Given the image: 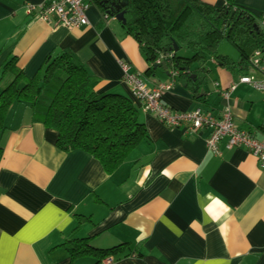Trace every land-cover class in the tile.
Returning <instances> with one entry per match:
<instances>
[{
	"label": "crops",
	"instance_id": "1",
	"mask_svg": "<svg viewBox=\"0 0 264 264\" xmlns=\"http://www.w3.org/2000/svg\"><path fill=\"white\" fill-rule=\"evenodd\" d=\"M40 1L0 0V75L11 55L31 77L48 54L69 51L98 77L96 90L131 98L147 137L108 173L87 151L58 147L57 131L36 119L29 103L12 105L1 137L0 264H104L71 258L65 242L81 237L101 248L126 243L136 254L111 255V264H264V168L256 156L223 141L215 155L205 143L208 130L184 132L144 111L119 61L150 85L172 82L161 101L177 110L220 109V89L241 74H256L254 67L231 70L213 57L192 62L190 69L205 76L194 93L179 73L162 67L147 73L138 41L116 18L105 22L97 3L86 10L88 25L69 29L29 14L26 3ZM235 2L264 12V0ZM226 55L239 58L237 50ZM229 102L235 124L264 138L262 93L240 83Z\"/></svg>",
	"mask_w": 264,
	"mask_h": 264
},
{
	"label": "trees",
	"instance_id": "2",
	"mask_svg": "<svg viewBox=\"0 0 264 264\" xmlns=\"http://www.w3.org/2000/svg\"><path fill=\"white\" fill-rule=\"evenodd\" d=\"M121 2L125 4L118 9ZM96 3L102 11L124 12L123 27L138 41L150 64L147 73L154 71L161 54L171 53V63L178 69L180 80L194 93L205 76L190 69L192 62L202 65L213 57L233 70L236 66H252L255 50L264 52V32L260 26L264 12H255L235 0H225L221 5L204 0H96ZM223 40L237 50V61L218 52ZM4 78L8 79L0 86V160L5 117L18 102L29 103L36 119L57 131L58 147L87 151L108 173L147 137L131 98L96 90L98 77L69 51L48 54L31 77L24 74L16 65V57L11 55L2 65L0 80ZM261 127L264 129V123ZM77 217L82 221L81 215ZM65 243L72 259L92 256L99 262L110 255L116 258L136 255L126 251V243L101 248L90 244L88 237L71 238Z\"/></svg>",
	"mask_w": 264,
	"mask_h": 264
},
{
	"label": "built area",
	"instance_id": "3",
	"mask_svg": "<svg viewBox=\"0 0 264 264\" xmlns=\"http://www.w3.org/2000/svg\"><path fill=\"white\" fill-rule=\"evenodd\" d=\"M96 0H41L39 3L27 2L26 8L29 14H35L37 18L46 22L55 20L66 28L73 29L89 24L86 10ZM105 22L115 19L114 13L102 11ZM260 26L264 32V15L260 18ZM171 53L161 54L156 63ZM122 69V77L130 88L133 98L139 101L142 109L152 113L163 124L169 127L182 128L184 132L208 130L205 143L210 152L221 155V141L227 149L243 147L258 159L260 167L264 168V138L256 137L251 131L239 128L233 119V112L229 102L231 92L240 83H247L259 90L264 99V52L255 50L251 57V65L256 74H241L230 82L226 87L220 89L219 93L224 99L220 109L214 110L198 105L192 110H177L162 103L161 95L172 86V82H155L148 84L145 77L136 71L130 70L127 61H119ZM170 73L178 74V69L172 66ZM113 257L107 256L103 259L104 264H111Z\"/></svg>",
	"mask_w": 264,
	"mask_h": 264
},
{
	"label": "water",
	"instance_id": "4",
	"mask_svg": "<svg viewBox=\"0 0 264 264\" xmlns=\"http://www.w3.org/2000/svg\"><path fill=\"white\" fill-rule=\"evenodd\" d=\"M124 4H125L124 2H121L120 5H118V9H119L122 5H124ZM115 16H116V19H117L118 21H120L122 24L125 23V18H124V12H123V11L118 12L117 14H115ZM176 49H177V48H176ZM164 52H165V51H164ZM171 58H172V56H171V57H166V58L162 59L160 62L155 63L154 66H153V68L155 69V68H158V67H162L163 69L166 70L167 74H170V71L168 70V67H169V64H170V62H171ZM202 95H204L203 92H200V93L198 94V96H202Z\"/></svg>",
	"mask_w": 264,
	"mask_h": 264
},
{
	"label": "rangeland",
	"instance_id": "5",
	"mask_svg": "<svg viewBox=\"0 0 264 264\" xmlns=\"http://www.w3.org/2000/svg\"><path fill=\"white\" fill-rule=\"evenodd\" d=\"M183 50V49H182ZM236 49L230 44L228 43L226 40H223L220 42V44L218 45V52L222 53V54H226V53H230L231 51H235ZM184 51V50H183ZM186 53H189L187 50H185ZM8 79V78H7ZM6 78L3 79L2 83L0 84V86H3L6 84L7 81Z\"/></svg>",
	"mask_w": 264,
	"mask_h": 264
}]
</instances>
